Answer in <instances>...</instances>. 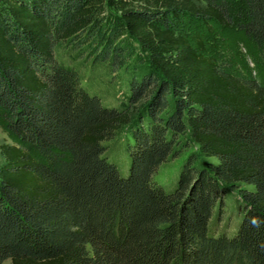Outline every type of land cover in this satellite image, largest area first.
<instances>
[{
	"label": "trees",
	"instance_id": "1",
	"mask_svg": "<svg viewBox=\"0 0 264 264\" xmlns=\"http://www.w3.org/2000/svg\"><path fill=\"white\" fill-rule=\"evenodd\" d=\"M186 16L236 27L264 63V0H0V264H264V81L191 41ZM69 42L144 56L127 109L59 62ZM125 127L127 176L105 157ZM189 136L212 162L167 193L153 178ZM230 189L240 226L213 236Z\"/></svg>",
	"mask_w": 264,
	"mask_h": 264
},
{
	"label": "rangeland",
	"instance_id": "2",
	"mask_svg": "<svg viewBox=\"0 0 264 264\" xmlns=\"http://www.w3.org/2000/svg\"><path fill=\"white\" fill-rule=\"evenodd\" d=\"M178 25L181 32L191 41L201 40L208 55L227 58L238 70L250 72L264 81V63L259 59L254 45L236 27L225 28L189 16L184 17ZM101 49L99 46L91 48L79 43H60L56 49V56L60 63L79 72L81 86L91 95L99 97L104 106L127 109L130 105L131 83L134 79L142 78L147 73L149 65L145 62L144 56H139L136 48L125 56L122 66L105 60ZM126 50L128 51L127 47ZM129 137L130 130L125 127L119 130L114 140L105 145L107 149L105 157L119 168L123 176H127L129 171L130 162L127 155ZM11 140L0 121V147L4 143H11ZM188 161H194L199 167H206L212 162L201 155L199 147L190 136L181 139L177 146V158L173 157L163 164L153 181L167 193H173ZM240 205L239 192L231 189L226 191L210 222V234L213 236L224 234L229 238L235 236L242 220Z\"/></svg>",
	"mask_w": 264,
	"mask_h": 264
}]
</instances>
